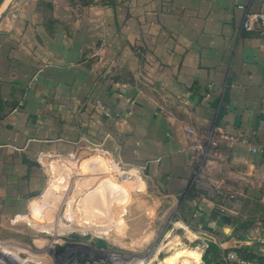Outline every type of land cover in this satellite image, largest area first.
<instances>
[{"label":"crops","instance_id":"crops-1","mask_svg":"<svg viewBox=\"0 0 264 264\" xmlns=\"http://www.w3.org/2000/svg\"><path fill=\"white\" fill-rule=\"evenodd\" d=\"M239 5L264 11V0H5L0 224L49 225L21 208L38 217L40 198L57 193L29 202L45 185L44 157L68 165L49 189L95 158L107 170L98 179L118 187L113 158L139 173L152 207L175 212L180 241L211 237L218 263L225 248L264 259V37L242 27ZM195 139L209 151L202 164ZM88 145L112 158L72 148ZM201 255L184 251L179 264Z\"/></svg>","mask_w":264,"mask_h":264},{"label":"rangeland","instance_id":"rangeland-1","mask_svg":"<svg viewBox=\"0 0 264 264\" xmlns=\"http://www.w3.org/2000/svg\"><path fill=\"white\" fill-rule=\"evenodd\" d=\"M139 82L141 87V78ZM209 141L213 142L212 136ZM72 148L80 152L102 151L112 158L100 147ZM54 156L42 160L45 185L29 202L40 198L42 191L57 193L40 198V217L21 207L23 214L49 225L42 231L32 225L15 224L10 218L0 224V264H166L165 258L170 259L175 252L181 256L196 248L203 254L201 244L189 239L180 241L174 211L155 209L146 191L137 190L135 175L139 173L133 167L112 158L119 170V185L114 187L110 178L98 179L107 170L102 160L95 158L89 167L85 164L84 176L73 175L59 181L56 189H49L59 168L66 170L68 166L56 160L53 165L57 169H52Z\"/></svg>","mask_w":264,"mask_h":264},{"label":"built area","instance_id":"built-area-1","mask_svg":"<svg viewBox=\"0 0 264 264\" xmlns=\"http://www.w3.org/2000/svg\"><path fill=\"white\" fill-rule=\"evenodd\" d=\"M237 8L244 11V20L242 22V27L245 30H255L259 35L264 37V11H245L242 5H239ZM187 132L192 137H197L193 130H187ZM195 140L196 142L190 147L191 152L194 153L192 156V160L197 161L199 164H202L208 158L209 151L206 145H204L200 141H197V139ZM202 166L203 165H199L200 170L202 169ZM211 241H213V239L211 237H207V239H204L200 242L202 251L207 248L208 244ZM220 260L222 264H264V261L242 258L234 248L223 249Z\"/></svg>","mask_w":264,"mask_h":264},{"label":"trees","instance_id":"trees-1","mask_svg":"<svg viewBox=\"0 0 264 264\" xmlns=\"http://www.w3.org/2000/svg\"><path fill=\"white\" fill-rule=\"evenodd\" d=\"M124 1H127V0H98V1H95L94 4L97 3V4L102 5V6L115 7V6H117L118 4H120V3L124 2ZM79 2L83 6H86V5H89V4H93V0H88L87 2H85V1H79ZM3 116H4V101L0 97V119ZM250 225H251V223H246L245 226H244V229H247ZM235 250L237 251V253L242 258L250 259V260L264 261L263 258L254 257V256H252L250 254H246V253L242 252L241 249H239V250L235 249ZM219 252H220V249L215 243H212V242L209 243L207 248L204 250L203 254L201 255L202 262L204 264H222V263H218L216 261V257H217ZM188 263H191V262H188Z\"/></svg>","mask_w":264,"mask_h":264},{"label":"bare ground","instance_id":"bare-ground-1","mask_svg":"<svg viewBox=\"0 0 264 264\" xmlns=\"http://www.w3.org/2000/svg\"><path fill=\"white\" fill-rule=\"evenodd\" d=\"M173 255V256H172ZM171 256H170V258H172V260L173 261H175V262H178V263H180V256H178V254H172ZM189 257V256H188ZM191 259V258H190Z\"/></svg>","mask_w":264,"mask_h":264},{"label":"water","instance_id":"water-1","mask_svg":"<svg viewBox=\"0 0 264 264\" xmlns=\"http://www.w3.org/2000/svg\"><path fill=\"white\" fill-rule=\"evenodd\" d=\"M4 1H5V0H0V5H1L2 3H4Z\"/></svg>","mask_w":264,"mask_h":264}]
</instances>
